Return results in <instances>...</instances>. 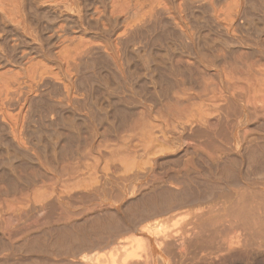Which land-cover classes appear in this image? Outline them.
Here are the masks:
<instances>
[{
  "label": "rangeland",
  "instance_id": "374dc122",
  "mask_svg": "<svg viewBox=\"0 0 264 264\" xmlns=\"http://www.w3.org/2000/svg\"><path fill=\"white\" fill-rule=\"evenodd\" d=\"M262 147L264 0H0V264L77 259L187 202L246 221L264 197L230 189Z\"/></svg>",
  "mask_w": 264,
  "mask_h": 264
},
{
  "label": "bare ground",
  "instance_id": "6f19581e",
  "mask_svg": "<svg viewBox=\"0 0 264 264\" xmlns=\"http://www.w3.org/2000/svg\"><path fill=\"white\" fill-rule=\"evenodd\" d=\"M261 143L262 142H260V144ZM261 146H263V145H261ZM253 148H254V146H253ZM255 148H257V147H255ZM262 148L264 149V147H262ZM232 150H234V149H232ZM208 153H210V152H208ZM259 153H261V152H259ZM237 154L239 155V153H237ZM247 154H248V152H247ZM257 155H258V153H257ZM263 155H264V153H263ZM189 162H190V160L188 161V163ZM222 164H221V166H222ZM260 164H262V163H260ZM242 167H244V166H242ZM211 169H213V168H211ZM226 170H228V168ZM243 170H246V169H243ZM259 170H261V169H259ZM256 171H257V169H256ZM153 172H150V174L148 173L149 174L148 177L146 176L147 180L144 183L146 186H148V185L150 186V184L151 183L153 184V182L156 180L157 177L155 176V174ZM243 172H245V171H243ZM246 172H247V170H246ZM254 172L255 171H253V173ZM261 172H262V170H261ZM225 173H226V171H225ZM217 174H219V173H217ZM217 174H216V176H217ZM236 174L238 175L239 173H236ZM244 174H248V173H244ZM204 176H206V175H204ZM208 176H210V175H208ZM192 179H194V178H192ZM219 179L222 180L221 178H219ZM223 180H225V179L223 178ZM244 180H245V178L243 179V181ZM259 180H258V182H254L251 186L247 187V185H248L247 184L246 188L241 186L242 188L240 187L238 189V186H237L236 187L237 189L234 187L236 189L235 191L234 190L232 191V189H230L232 195H235V197H238L237 201L240 199L239 202H241V199L244 200V198H243L244 194L243 193L247 192V191H248V193L249 192L251 194L253 193V195L257 198L260 194L261 195L259 197H261V196L264 197V173L261 175V178ZM215 183H217V182H215ZM185 184H186V182H185ZM201 184L203 185V183H201ZM205 185H207V184H205ZM238 185H241V184L238 183ZM183 187H185V186H183ZM229 187L231 188V186H229ZM210 189H211V186H210ZM187 190H188V188H187ZM189 191H190V189H189ZM226 191H228V190L225 189V192ZM190 192H192V191H190ZM195 192H197V191L195 190ZM200 192H202V191H200ZM248 193L245 194L247 197H248V195H247ZM195 194L196 193H194V195ZM251 194H249V195L251 196ZM192 197H194V196H192ZM221 197H223V195ZM121 198H123V197H121ZM145 198H147V197H145ZM224 198H226V196ZM229 198H230V196H229ZM232 198H233V196H232ZM147 199H149V198H147ZM147 199H145V200H147ZM188 199H189V197H188ZM246 199L249 200L250 197L246 198ZM112 200L113 199H111L109 202L115 201V199H114V201H112ZM145 200H143V201L145 202ZM213 200H216V199H213ZM223 200H225V199H222V201H221L222 203H219V201H217V200L216 201H210V202H208V201L205 202V200L203 202L202 201L200 202V200L190 202V203L187 202L186 204L183 203L184 204L183 206H179V208L175 209V210L173 209L174 207L172 208L173 210H170L171 206L169 209L165 208L166 210H162L160 208V210H162V211L157 210L156 211L157 213L153 212L154 214H152V215H149L146 217L144 216L143 218L141 216L140 218H142V219L139 218V220H134V221L132 220L133 222H135V221H137V222H135V224L132 223L131 224L132 226H130V228L128 227V229L124 230L123 232H120V233L114 235L113 240L112 241L109 240V242L111 241L110 244H107L105 246H100V247L97 245L98 249L93 248L96 246L95 245L92 247L93 250L90 249V252L88 250V253L86 251V253L79 254L80 256H78V257L76 256L77 259H46L47 260L46 263L47 264H264V259H258V258L264 257V221L262 223H260V221L263 219L262 216H261L262 219H260V217L256 216V214H255V213H257V211H259V209L260 210L262 209V211H264L263 203L259 202L260 200L259 201L255 200L257 202L254 204V208L251 206L252 204L250 206L253 209L249 208L250 209L249 210L247 208L249 211H252L251 216L248 217V220L246 218V221H243V220H241V217H243L244 215L240 217L239 213H243L242 210L246 209V208L241 209L243 206H241V208L239 207V209H241L242 212L240 211L237 213L236 210L238 211V208L235 207V203L232 202L234 205H231V204H227L226 200H225V202H223ZM227 200H228V197H227ZM234 200H235V198H234ZM251 200H252V198H251ZM251 200H249V201L252 202ZM119 201H121V200H119ZM119 201L118 202L116 201V202L119 203ZM132 201H134V200H132ZM230 201H231V199H230ZM153 202L154 201H152L151 203H153ZM160 202H162V201H160ZM169 202H171V201H169ZM253 203H254V200H253ZM102 204L104 205V203H102ZM156 204H158V203H156ZM246 204H250V203H246ZM151 205H149V206H151ZM239 205L240 204L238 203L237 206H239ZM242 205H243V203H242ZM109 206H111V205L109 204ZM174 206H175V203H174ZM104 207H106V205ZM104 207L101 205H96L91 209L90 215H93L94 218L92 220L90 218L89 221L92 222L91 223L92 225L94 223H102L103 218H98V217H96V215L98 212L101 213L100 211L103 210ZM118 208H119V206H118ZM155 208L156 207H154V210H155ZM133 211H135V210L133 209ZM142 211H144V210H142ZM249 211H248V213H250ZM114 212H116V211H114ZM171 212L174 214L176 213V216H179L178 219L176 218L177 220L174 218L176 221L175 224L177 226L176 225H169V223H168L169 220L172 223L171 218L176 217V216L170 215ZM238 214H239L240 219H237L239 221H235L236 217H238ZM254 214H255V216H254ZM140 215H142V214H140ZM98 216L100 217L101 215H98ZM234 217H235V220L233 219ZM86 218H87V216H86ZM136 219H138V218H136ZM243 219H245V217H243ZM62 220H63V223L71 224V225L74 222L73 218L70 217L69 215H65L64 217L62 215ZM80 223H82V222H80ZM91 224H90V226H91ZM173 224H174V222H173ZM259 224H263L262 225L263 227L262 226L260 227ZM71 225H69V226H71ZM127 225H129V224H127ZM85 226H86L85 224L84 225L83 224H77V225H72V227H70V228L78 230L81 227L85 228ZM112 226H113V224H112ZM115 226H116V223H115ZM170 226H174L175 228L170 229ZM64 228H67V227L64 226ZM106 229L107 228L105 227L104 230H106ZM109 230L101 232V234H99L98 237L96 236L97 238L95 237L96 239L93 236L92 237L95 240L105 239L106 236H108L109 234H110V236L113 234V231L111 230V228ZM92 237L90 239H92ZM101 247H104V248H101ZM88 248H90V247H88ZM42 260L43 261L41 262V264H43V262L45 261L44 259H42ZM38 262H36V264ZM33 263H35V262H32L31 264H33Z\"/></svg>",
  "mask_w": 264,
  "mask_h": 264
}]
</instances>
